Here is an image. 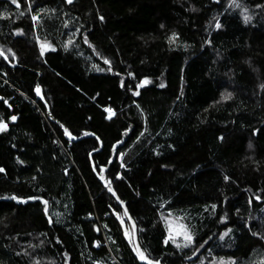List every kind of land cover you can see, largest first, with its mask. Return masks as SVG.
<instances>
[{"label":"trees","instance_id":"trees-1","mask_svg":"<svg viewBox=\"0 0 264 264\" xmlns=\"http://www.w3.org/2000/svg\"><path fill=\"white\" fill-rule=\"evenodd\" d=\"M20 1L0 0V264H140L100 141L150 259L262 264L264 164L219 165L264 155V0ZM169 213L191 246L165 243Z\"/></svg>","mask_w":264,"mask_h":264},{"label":"rangeland","instance_id":"rangeland-1","mask_svg":"<svg viewBox=\"0 0 264 264\" xmlns=\"http://www.w3.org/2000/svg\"><path fill=\"white\" fill-rule=\"evenodd\" d=\"M8 1L11 3L10 4L11 7L18 6L21 2L20 0H17V3H13L12 0H8ZM26 1L28 2V5H31L30 0H26ZM231 2H233V0H231ZM15 10L16 9L14 8L0 9V18L1 16L14 17L13 13L16 12ZM17 11L19 10L17 9ZM33 16L34 15H32L31 18ZM36 40L38 41V46L40 48L41 53L53 48V46L49 42L41 41L39 39ZM42 45L44 46L43 51L41 48ZM108 109H111V111H108ZM106 112L108 118H111L115 115V110L112 107L106 108ZM123 158H124V154L120 156L121 162L123 161ZM258 164H264V155L255 148L252 141H249L245 151H243L242 154L230 156L227 162H222L219 166L226 173L229 172V170H235V171L239 170L243 173H247L254 170ZM122 166L124 165L122 164ZM165 225L167 228V238L170 232L175 237V242H173L172 240H168L174 246L183 249L192 245L193 241L189 243L184 239L183 235L178 234L180 232H186L192 235L193 237L191 229L189 228L187 223L183 220V218H181V216H176L174 214L169 213V215H167V217L165 218ZM186 244L187 246H185ZM216 264H228V261L221 260V261H217Z\"/></svg>","mask_w":264,"mask_h":264},{"label":"snow or ice","instance_id":"snow-or-ice-1","mask_svg":"<svg viewBox=\"0 0 264 264\" xmlns=\"http://www.w3.org/2000/svg\"><path fill=\"white\" fill-rule=\"evenodd\" d=\"M12 2H13V3H17V0H12ZM67 2H68V3H72V0H67ZM235 6H236V7H239V5H235ZM245 11H247V9H245ZM32 19L35 21V20H38L39 17H38V16H33ZM99 19H100V20H103L104 17H103V16H100ZM244 20H245V23H247L248 21L251 20V17L246 15V16L244 17ZM216 27H217L218 29L221 27V25H220L219 22L216 23ZM176 38H177V37H176V34L174 33L173 36L169 38V42H170V43L173 42ZM69 43H71V41H69ZM43 47H44V46L42 45V46H41L42 51H43ZM0 56H4V53H3L2 51H0ZM4 58L7 59L6 56H5ZM148 83H149V81H148L147 79H145V80H143V81L141 82V85H139V87H142V86H144V85H146V84H148ZM163 86H164V85H161V87H163ZM35 91H36L37 94H40V92H41L40 87L37 86L36 89H35ZM136 94L138 95L139 93L137 92ZM230 97H231V93H228V94L225 96V99L230 98ZM108 111H111V109H108ZM10 119L13 120V121H15V120L17 119V117L13 115V116L10 117ZM6 128H7V124H5V123H3V122H0V131H4ZM64 131H65V133H66L67 135H69V137H71V133H68L67 129H65ZM220 139L223 140V137H220ZM3 171H4V169L0 168V172H3ZM118 178H119V177H118ZM101 179H104V178L101 177ZM225 179H228V178L226 177ZM109 191H112V189L109 188ZM12 198H13V199H19V198L15 197V196L12 197ZM28 199H40V198H39V197H29ZM257 199H260V197H257ZM21 202L26 203L27 201H26V200H23V201H21ZM47 204H48V202H47V201H44V205H45V209H44V210H45V212H47ZM215 207H216V206L213 205V208H215ZM117 215H119V214H117ZM125 215H127V210H126V209H125ZM225 218H226V217H225ZM49 222L51 223V218H49ZM121 223H123V219H121ZM133 227H134V225H133ZM229 231H230V230H229ZM178 234H179V235H183V236H184V239H185L187 242H189V243H191V242L193 241V237H192V235H190V234H188V233H186V232H180V233H178ZM125 235H126V236L129 235V233H128L127 231H125ZM225 235H227V233H225ZM168 240H172L173 242H175V237L171 234V232H170L168 238L165 240V243H167ZM97 243H98V242H97ZM185 246H187V244H186ZM134 251L136 252L137 257H138L139 259H141V260L147 261V264H159V261H154V260L148 259V257L145 255V253H144L143 251L140 250V248H139L138 245L135 247ZM231 264H235V262L232 261ZM262 264H264V262H262Z\"/></svg>","mask_w":264,"mask_h":264},{"label":"water","instance_id":"water-1","mask_svg":"<svg viewBox=\"0 0 264 264\" xmlns=\"http://www.w3.org/2000/svg\"><path fill=\"white\" fill-rule=\"evenodd\" d=\"M65 1H66V3H67L68 5H70V4H72L75 0H72V3H68L67 0H65ZM0 51H1V50H0ZM4 56H6V55L4 54ZM6 57H7V56H6ZM37 86L40 87L41 92H40V94H37L36 91H35V93H36V95L38 96L39 99H41L42 101H44V96H43L42 87H41L39 84H38ZM37 86H36V87H37ZM35 89H36V88H35ZM68 133H69V132H68ZM65 134H66V133H65ZM92 136H94V135H93V134H83V135L77 137V136H73V135L71 134V137H69V135L66 134V138H67L69 141H72V142H75V141L80 140V139H83V138L92 137ZM101 149H102V142L100 141V148H99L98 150H96V151H94V152H92V153L90 154V158H91V162H92V167H93L94 172L96 173V175L98 176V178L100 179V181L102 182V184L104 185V187H106V188H110L108 182L105 180V177H104V175H105V173H106V169H103L102 172H101V174H99V173L97 172L96 168H95V164H94L93 159H92V157H93V153H95V152H97V151H100ZM101 177H103L104 179H101ZM110 192L115 196V198H116L117 201L121 204V206L123 207V209H124V210H125V209L127 210V216H128V218H129V220H130V222H131V224H132V227H133V225H134L133 230H132V234H129V235H127V236L125 235V226L123 225L124 237H125L127 243L130 245L131 250H132L134 256L136 257V259L138 260V262H139L140 264H147V261H144V260L139 259V258L137 257V255H136V252L134 251V249H135V247H136L137 245L139 246L140 250L143 251L142 248H141V246H140V244H139V240H138L137 225L135 224L133 218L130 216V213H129L128 208L126 207L125 203L122 202V201L119 199V197L116 196V194L113 192V190L110 191ZM145 255H146V254H145ZM146 256H147V255H146ZM147 257H148V256H147ZM148 259H150V258L148 257ZM151 260H152V259H151ZM154 261H159V264H163L160 260H154Z\"/></svg>","mask_w":264,"mask_h":264},{"label":"built area","instance_id":"built-area-1","mask_svg":"<svg viewBox=\"0 0 264 264\" xmlns=\"http://www.w3.org/2000/svg\"><path fill=\"white\" fill-rule=\"evenodd\" d=\"M101 245H106L109 248V242H108V239L106 237L103 238V241L102 240H99V239L95 240L94 246L96 248H99ZM113 259H114L115 262H118V260L116 258H113Z\"/></svg>","mask_w":264,"mask_h":264},{"label":"flooded vegetation","instance_id":"flooded-vegetation-1","mask_svg":"<svg viewBox=\"0 0 264 264\" xmlns=\"http://www.w3.org/2000/svg\"><path fill=\"white\" fill-rule=\"evenodd\" d=\"M20 5V4H19ZM19 5H18V7H19ZM4 57V56H3ZM6 60H8V59H6Z\"/></svg>","mask_w":264,"mask_h":264}]
</instances>
